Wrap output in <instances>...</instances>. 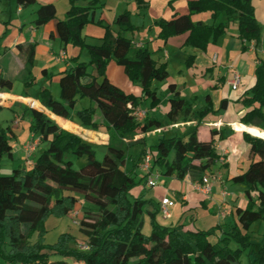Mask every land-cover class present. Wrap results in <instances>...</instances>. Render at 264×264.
<instances>
[{"label":"trees","instance_id":"16d2710c","mask_svg":"<svg viewBox=\"0 0 264 264\" xmlns=\"http://www.w3.org/2000/svg\"><path fill=\"white\" fill-rule=\"evenodd\" d=\"M16 2L24 7L38 3L37 0ZM69 3L65 17L58 20L59 37L65 45L72 44L86 50L90 60L81 61L79 56L72 58V65L59 73L60 97H54L49 88L42 86L37 99L57 116L75 117L82 125L96 130L104 125L108 132L120 137L145 135L164 127L165 123L159 119L145 117L140 121L134 114L142 100L150 99L153 106L159 104V93L153 85L155 81H165L169 71L166 63H158L149 49L137 47L127 36L138 29L131 21V12L125 10L117 16L118 31L106 25L104 35L89 42L83 29L89 23L102 24L95 19L101 0H69ZM188 9L186 14L157 20L154 24L159 27L158 37L166 42L173 36L188 33L186 45L206 50L210 42L217 43L227 33L231 22H237L239 38L254 42L256 48L261 46L263 28L252 0H189ZM203 12L209 13L214 23L207 25L193 21V14ZM56 16L53 3L39 4L35 23L39 26ZM222 18L225 20L216 23ZM242 49L246 50L247 46ZM33 59L32 49L28 61L32 63ZM111 60L124 67L128 78L140 85V97L126 93L111 82L107 76ZM193 64L194 58L189 57L187 66ZM209 70L212 68L206 69ZM3 87L11 88L12 81L0 77V88ZM169 89L168 121L176 123L179 119H189L195 120L196 125L187 136L161 137L156 144L158 154H153L154 166L162 169L166 176L180 180L190 177L201 182L207 170L221 157L213 138L201 140L198 135L202 122L216 112L212 98L207 95L203 105L196 108L195 99L181 95L176 84H170ZM79 94L92 104L74 111ZM238 100L246 108L241 123L264 131V58L255 68L254 85ZM226 103L227 99H223L220 108ZM98 113L102 121L96 118ZM30 115V129L45 146L30 168L21 164L10 174L0 175V253L12 263L31 264L40 260L46 264H242V252L252 245L249 230L253 223L264 220L262 136L250 130L243 133L250 145L248 155L251 162L247 170L232 175L230 180L245 186L248 201L245 207L236 206L235 223H229L228 228L220 224L207 230L185 231L183 225L169 227L160 224L156 219L157 211H149L152 229L147 235L143 232V217L148 200L142 197L130 199L135 180L131 172L124 169L130 159L133 161L132 171L141 163L146 149L134 158L129 147L144 143V137L109 145L107 153L99 160L94 144L61 128L40 110L31 109ZM9 134L8 128L0 127V158H11L13 154L12 140L15 137ZM211 134L212 137H225L214 129ZM66 154L85 157L86 162L75 169L74 160L66 158ZM80 199L89 206L79 223L89 249L84 251L71 246L76 237L70 233H63L54 244H45L47 219L52 215H69ZM93 211L97 217L88 220V214ZM35 234H38V240L33 245L31 238ZM231 242H236L239 247L232 248ZM46 248L53 250L59 258H48L43 252ZM258 253L259 260L264 263V244L259 246Z\"/></svg>","mask_w":264,"mask_h":264},{"label":"crops","instance_id":"0c3cea01","mask_svg":"<svg viewBox=\"0 0 264 264\" xmlns=\"http://www.w3.org/2000/svg\"><path fill=\"white\" fill-rule=\"evenodd\" d=\"M37 1L38 3L34 4L35 6L33 7H24L19 5L16 0H0V77L12 81L11 88H0V127L8 128L10 131L9 135L15 137V140H12L13 154L11 159L15 160L19 158L22 165L26 167L25 146L34 135L37 136L30 129L31 109L44 112L55 120L61 128L75 134H77L76 131L68 128L71 127L70 125L72 123L94 132L101 131L112 137L119 138L102 145L94 144V146H102L105 150H107L109 145L128 143L143 137L145 140L146 135L143 134H137L134 137H120L115 133L108 132L104 125L99 130L82 125L74 117V111L86 109L92 103L88 98L82 97L80 94L78 95L77 103L73 111L74 119H66L53 114L48 109L44 111L35 106L39 104L44 107L37 99L39 89L42 86L49 88L53 96L59 98V73L72 65V58L79 56L81 61H87L85 59L89 56L86 50L82 51L79 47L72 44L65 45L59 37L57 31L58 20L65 17L70 7L69 0ZM103 1L105 0H101V4ZM133 1H136L139 7L147 5L151 12L154 11L155 22L161 18L171 19L176 14H186L189 12V0H179L178 3H173L171 6H169L170 0ZM107 2L113 4L114 7L117 6L116 0H107L106 4H108ZM252 2L256 17L263 28L261 46L259 48L255 47L254 42L243 41L239 38L237 22H234L237 24L236 30L231 33L229 26L227 33L222 35L217 43L210 42L206 50L186 45L185 42L188 33L173 36L165 42L158 35L156 37L151 34L147 36L140 34L139 29L136 30L139 33L138 36L135 35V31L133 32L131 38L134 43H141L142 48L149 49L158 63L167 64L169 71V77L165 81H155L153 85L159 93V104L153 106L150 99H145L142 100L139 106L146 112L145 117L156 118L165 123L164 127L156 129L155 132L150 134H163V136H166L162 131L170 129L171 137L176 135L182 136L179 125L183 126L182 128L189 127L190 131L196 125L195 120L189 119H179L176 123H170L168 121V100L171 97L169 86L172 83L176 84L181 95L195 99L194 107L196 108L201 107L205 97L210 95L214 110L216 111L215 114L210 115L202 122L198 129V135L201 140L214 139L216 150L221 157L207 170L205 176H210L211 173H215L219 177L218 179H212L210 177L212 180V190L206 195L191 186L190 182H194V180L190 177L180 180L174 176H167V179L164 181L165 184L156 193L157 196L161 197V201L159 200L156 203L150 200V206L147 210L148 213L149 211H157L156 219L162 225L169 227L183 225V230L185 231L196 229L207 230L220 224H224V227L228 228L229 223H235L237 220L235 214L236 206H246L245 200L241 198V195L234 194L233 192L230 193L229 188L230 184L233 183L230 177L247 170L251 162L248 155L250 145L243 137V133L248 131L239 132L235 127L237 125H245L241 123L240 119L246 111V108L238 98L254 85L255 68L261 59L264 58V0H252ZM48 3H53L56 6L57 16L47 23L38 26L35 23V19L39 4ZM118 9L111 11L108 18L104 14L98 17V11L95 12L96 21L100 20L102 24L89 23V25H92L84 35L87 41L91 38H101L105 33L104 26L106 25H110L114 31H118L119 28L115 23L117 16L120 14L117 12ZM125 10L127 9L125 8L123 12ZM192 19L196 23L203 22L207 25L214 23L212 19L209 20L207 12L193 14ZM223 19H218L216 23L224 21ZM96 28H98V32H96ZM155 28L157 29V34H159V27L155 25ZM244 45L247 46L246 50L242 49ZM32 49L34 50V59L30 63L28 61V53ZM60 55H64V57L59 58ZM189 57L194 58V64L189 69H204V74L198 75L194 73L190 75V79H185L184 84L181 85L180 80H177L170 73V62L171 59L180 58L181 63L184 61L187 63ZM207 68H212V70L206 71ZM236 71L240 73L241 81L240 85L234 89L229 81L233 78L234 72ZM183 73L184 70L181 69L179 75L182 76L184 75ZM188 74H190V71ZM107 76L111 82L121 87L126 93L134 94L138 97L142 95V88L132 83L126 75L124 67L117 64L114 60H111L107 66ZM241 86L243 91L241 94L238 93L235 96H230L231 89L238 90ZM201 93H206V95L200 98ZM223 99H227V103L223 108H220ZM52 115L64 119L66 121L65 126H62ZM96 118L102 121L99 113ZM247 126L252 127V125ZM252 128L260 132L256 135L263 136V130L254 126ZM212 129L221 131L225 137L219 138V135L212 137ZM78 136L82 138V136ZM42 145L43 143H40L31 156V159H33L36 152L42 149ZM245 157H247V161L244 160ZM195 163L198 164L199 162L195 161ZM221 166L223 167L221 168ZM125 167H127L128 172H131L132 175L136 173L137 168H140V162L138 167L133 171L130 162ZM156 168L159 171L158 173L156 172L157 176H166L162 173V169L159 167ZM225 190H227V195L223 194ZM132 191L134 193V190ZM165 198H169L171 201L166 206L162 203ZM77 205L82 207L84 201L80 199ZM78 206H76V209ZM165 207L167 208V213L164 211ZM76 209L69 215L76 212ZM144 221H146V218H144ZM149 225V229H152L150 216ZM218 232L220 234V230Z\"/></svg>","mask_w":264,"mask_h":264},{"label":"rangeland","instance_id":"374dc122","mask_svg":"<svg viewBox=\"0 0 264 264\" xmlns=\"http://www.w3.org/2000/svg\"><path fill=\"white\" fill-rule=\"evenodd\" d=\"M106 1H103V3L100 5V7H98L96 9V11H98V17L101 14H104V16H106L108 18V16H110V12L113 10L118 9V13H123V10L126 8L127 10H129L131 12V21L133 24H135L139 31L140 34H144L145 36L151 34L157 37V29L155 28V14L154 11L151 12V10L149 9V7L143 6V7H139L136 1H124V0H116L117 2V6L114 7L113 4L108 3L106 4ZM121 1V2H119ZM179 0H170L169 1V6H171L173 3H178ZM35 5H31L30 7H33ZM208 18L209 20H211V16L208 13ZM221 20V19H220ZM225 20V18L223 19ZM92 25V24H91ZM91 25L87 24L84 27V33L83 35L86 34L87 29H89V27H91ZM230 26V30L231 33L237 29V24L234 22H231L229 24ZM105 31V30H104ZM96 32H98V28H96ZM136 32V31H135ZM139 33H135V35L138 36ZM128 36H130V38L132 37L133 33H127ZM97 39L96 38H91L89 41L90 42H95ZM87 61H89V56H87V58L85 59ZM170 73L172 76H174L177 80H180V84L183 85L185 82V79H190V75H193L194 73H197L198 75H202L204 74V69L203 70H199V69H189V67L187 66V63L184 62H180V58H174L171 59L170 62ZM183 69L184 70V75H179V71ZM190 71V74H188ZM185 73H187L185 75ZM50 82V80H49ZM133 83V82H132ZM138 86H140L139 84H136ZM242 86L239 87L238 90H233L231 89L230 92V96H235L238 93H242ZM204 95H206V93H201V97L202 98ZM162 97V95H160ZM35 104V103H34ZM36 107H38L39 109H42L44 111H47L46 108L42 107L41 105L37 104L35 105ZM145 106V105H144ZM146 107V106H145ZM62 126H65L66 121L64 119L58 118L55 115H52ZM71 127H68L69 129L76 131V133L80 136H82V138L92 144H98V145H102L106 142H112L113 140H117L119 138L117 137H112L104 132L101 131H91L90 129H86L83 127H79L78 125L72 123L70 125ZM235 126V125H234ZM181 128V135L182 136H187L190 133V128L186 127V128H182L183 126H180ZM237 128V130L240 131H252L255 134H258L260 132L254 130L251 126H235ZM78 129V130H75ZM177 130V129H176ZM152 132H155V130H152L148 133H146V139L144 143H140V144H134L132 146L129 147V153L134 157H138L141 153V150L143 148H146V153L148 151H152L153 154L157 155L158 151L156 148V144L158 143L159 139L161 137H163V134L161 135H153L150 134ZM98 133V134H97ZM162 133H165L166 137H171V130H163ZM185 134V135H184ZM262 137H264V132L262 133ZM160 136V137H159ZM15 140V139H13ZM45 146V144L42 145V148ZM96 149V157L101 160L103 159V157L105 156V154L107 153V150H105V148H102V146H95ZM40 150L38 152L35 153V155L33 156V159L31 160H35L38 157ZM33 155V154H32ZM66 158H72L74 160V168L75 169H79L85 162H86V158L82 157V158H76L74 155L72 154H66ZM244 160H248L247 157H245ZM128 162H130L131 167L133 168V161L132 159H130ZM21 161L20 159L16 158L15 160L11 159L8 156H3L2 158H0V175H7L10 174L12 172V170L14 168L19 167V165H21ZM31 165L30 164H26V168H30ZM223 166H221L222 168ZM124 169L126 171H128L127 167H124ZM243 170V169H242ZM154 172L153 178L155 179V186L154 187H149L146 185L145 179L146 177V172L140 167L137 168L136 173L132 174V177L135 180V185L133 186V188L131 190H134L131 192L130 191V199H135L138 197H142V198H146V200H148V203L146 204L145 208H144V217L146 218V221H144V226H143V232L147 235L150 234L151 229H149L150 225H149V215L147 210L149 209L150 206V200H152L153 202L157 201L159 202V200L161 201V197L157 196L156 193L157 191H159L160 187H162L165 183V179H167V176H157V173L159 172L158 169L156 168V166H154V160L152 161V173ZM157 172V173H156ZM215 173H211V175H206L207 177H212V179H214L215 177L218 179L219 175H215ZM211 183L212 180L210 179ZM169 186V185H168ZM234 186V187H233ZM236 186V187H235ZM246 188L243 184H235V183H231L230 184V188H229V192H233L234 194L237 195H241V198H243L245 200V204L247 205V195L245 192ZM134 194V195H133ZM79 195V194H78ZM135 196V197H134ZM231 204V203H230ZM78 206V205H77ZM85 208H89V206L87 204H84L82 207L78 206L76 209V212H74L72 215H67V216H62V217H58V216H50L47 221H46V230L47 232L44 235V243L51 245L56 243L59 238L61 237V235L63 233H70L72 235H74L76 237V241L74 242V244H72L71 246L76 247V248H80L81 245L86 243V236L84 235V233L82 232V230L80 229V220L81 218L84 216L85 217ZM231 208V206H230ZM89 216L87 217L88 220H92L94 218L97 217V213L95 211H93L92 213L88 214ZM237 217V216H236ZM249 234L251 236V242L252 245L249 246L246 250H244L242 252L241 255V262L242 264H264L261 263L260 259V255L258 253V249L259 246L261 244H264V220L261 221H257L255 223L252 224L250 230H249ZM215 239V238H213ZM38 240V234H35L32 238H31V242L33 245H35L37 243ZM216 240V239H215ZM231 246L234 249H237L239 247V245L236 242H231ZM81 249V248H80ZM6 250H8V248H6ZM82 250V249H81ZM86 251V250H84ZM43 252H45L46 254H48V258L55 260L59 258V255H57L53 250L46 248L43 249ZM0 264H23L22 262H18V263H12V261H10L8 258L4 257L3 254L0 253ZM31 264H46L44 263V261H35Z\"/></svg>","mask_w":264,"mask_h":264},{"label":"built area","instance_id":"2783aa9c","mask_svg":"<svg viewBox=\"0 0 264 264\" xmlns=\"http://www.w3.org/2000/svg\"><path fill=\"white\" fill-rule=\"evenodd\" d=\"M141 43L136 44L137 47H141ZM64 55H60L59 58H63ZM241 81V75L238 71L234 72L233 78L229 81L230 85L236 89L240 85ZM134 114L136 115L138 120H143L145 118L146 112L142 110L140 107L134 109ZM41 143V138L37 136H33L28 143L25 146L26 150V158H25V163L26 164H32L31 156L34 153V151L37 149V147ZM153 153L152 151H148L144 156L143 159L140 163V167L146 172V181L148 186H154L156 184L155 179L153 178V173H152V161H153ZM214 179H217L216 177ZM191 186L203 194L208 195L211 190H212V184L210 181V178L205 176L203 177L202 181H194L190 182ZM224 195H227V190L224 191ZM163 205L166 206L171 203L169 198H165L162 201ZM164 211L167 213V208H164ZM81 249L83 250H88L89 245L87 243L83 244L80 246Z\"/></svg>","mask_w":264,"mask_h":264},{"label":"water","instance_id":"95a60500","mask_svg":"<svg viewBox=\"0 0 264 264\" xmlns=\"http://www.w3.org/2000/svg\"><path fill=\"white\" fill-rule=\"evenodd\" d=\"M264 138V137H263Z\"/></svg>","mask_w":264,"mask_h":264}]
</instances>
